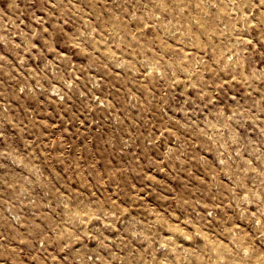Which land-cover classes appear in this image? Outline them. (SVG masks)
<instances>
[{
    "label": "rangeland",
    "instance_id": "obj_1",
    "mask_svg": "<svg viewBox=\"0 0 264 264\" xmlns=\"http://www.w3.org/2000/svg\"><path fill=\"white\" fill-rule=\"evenodd\" d=\"M0 264H264V0H0Z\"/></svg>",
    "mask_w": 264,
    "mask_h": 264
}]
</instances>
